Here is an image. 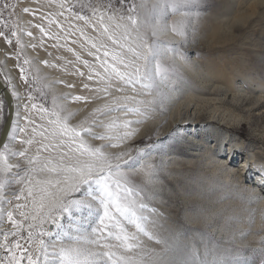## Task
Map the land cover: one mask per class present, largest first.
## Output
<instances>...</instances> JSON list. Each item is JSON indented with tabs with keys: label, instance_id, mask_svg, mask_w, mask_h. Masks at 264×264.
Instances as JSON below:
<instances>
[{
	"label": "rangeland",
	"instance_id": "374dc122",
	"mask_svg": "<svg viewBox=\"0 0 264 264\" xmlns=\"http://www.w3.org/2000/svg\"><path fill=\"white\" fill-rule=\"evenodd\" d=\"M5 2L9 4V8L4 10L3 19L9 21V27H15L17 29L18 36L22 42L21 46H17L16 37H12V43L7 44L4 38L0 37V73L5 78H10V69L7 70L6 65L11 67L15 76H17L16 79L19 84V88L16 91L19 93V97L23 99V112L19 115L21 120L19 119L14 125L19 124L20 127H23L21 125L22 122L25 121L24 117L29 116L35 121V124L27 123V134H31L32 128L36 125L43 124L47 126V114L41 113L40 107L46 105L51 109L53 106V97L57 98L56 102L58 104L64 106L66 112L75 113L70 120L73 126L79 125L81 121H84L86 118L91 119L90 114L92 110L101 107L113 97L135 95L136 98L139 99L137 94L134 92L132 93L131 86L125 87L123 92H117L115 87H112L109 89L110 95L108 97H104L102 92L94 91L98 86L103 87L104 85H98L95 78L91 81L88 80L89 69L81 64V61H77L76 56H72L74 51H72V53L71 51H69V53L66 51H68L70 44H72L74 48L70 47V49H76L75 53H77V51L79 52L82 56L81 60L85 57L86 59L84 60H88L94 68L100 71H102V69H99V62L95 60V55H99L103 58L102 51L96 53L95 49H92L95 55H88L87 57L82 55V53L77 50L80 49V46L78 48V45L74 43L77 41L75 36L78 35L79 32L75 33V31H73L75 40H73V38L67 39V37L71 35L65 34L66 36L69 35L65 38V42L68 40V43L64 42L65 31L60 32L58 35L62 34L58 36V38L55 36L56 42L59 43L63 50L59 52V50L54 49L45 52L48 53L52 51L51 54H49V56L51 55L50 59L48 58L49 56H47L41 60V64H46L48 68L50 67L49 69H45L46 67L43 68L40 64L37 66L35 63L36 60L39 59L36 50H41L40 45L44 41L43 36H46L44 33H40L36 25H41L44 28L48 25L47 28H45L47 32L52 25L56 24L46 25V22H44L45 20H59V23L62 21V25H65V21H69V18L73 21L72 17H70L73 16L72 11L67 7L63 10L64 14L62 17L55 15V18H53L54 14L62 11L57 6L59 3L75 5V11L80 12V4H86L88 2L99 3L101 0H55L54 3H49V0H36L34 5H20L18 0H0V9L3 8V3ZM102 2L107 4L109 0H102ZM141 2L142 0H126L125 4L122 6L119 0H111L113 9L109 10L108 14H112L114 11L117 16V20L114 21L113 24L128 23V5L133 3L139 5ZM156 2L157 0H143L145 7L138 9L140 19H147V22L141 25L140 32L146 36L149 44L154 45L156 48L157 34L161 33L168 37L166 39L173 40L180 44V46L178 44L169 46L173 53H179L183 45L186 48H194V52L189 51L188 53L192 58H196L195 60H199L196 61L199 67L216 71L221 69L219 71H224L225 73L226 79H223L226 82L230 80L233 83L235 81V84L240 82L244 92L249 91L250 86L254 83L264 86V0H203L202 9L198 13L193 12L190 14L191 23L187 24L186 30L180 35H177L172 30L173 23L181 19L180 14H168L165 19V12L162 7L155 10L153 9V5ZM24 8H28L29 12L25 13L23 11ZM48 12H51L50 14L52 15L47 14ZM84 13L91 16V12L88 9H84ZM121 14L125 16L124 21H119L118 19ZM25 15L28 17H24ZM47 17L51 18L47 19ZM64 18H66V20H64ZM83 22L84 21L77 20V23L80 25H82ZM92 23H96V21L93 20ZM105 23L107 24L109 22L106 20ZM80 27L83 26H78V28ZM89 28V33H91L90 35L92 38L95 39L96 36L98 37L99 31L94 34L92 28L90 26ZM0 30L8 32L6 28H0ZM153 30L155 31V35H153ZM28 31L33 34L31 37L26 34ZM73 32L70 31V33ZM117 32L119 34L122 30H117ZM134 35L135 33H133V36ZM59 37H63L61 38V41L63 39L62 42ZM69 40L71 43H69ZM63 42L69 44V47L68 45H64ZM108 43L110 49L120 51L117 46L111 45L110 42ZM32 45H35V47ZM30 50H35L34 53H32L33 55L30 54ZM53 51H55V53ZM62 53L64 54L60 55ZM68 54H71L75 63L74 61L72 62V58L71 56L69 57ZM159 55L160 54H158L157 57L161 58ZM17 56H19V60ZM127 56L131 59L130 53L127 54ZM46 58H48V61L45 60ZM25 59L30 61V64H24ZM108 59L111 62V55ZM45 61H47V63H44ZM76 62L77 64L80 63L78 66L81 69L76 65ZM139 63L142 64V61ZM18 65L27 70L25 74L28 80L32 81L31 86L21 80ZM70 65L72 66L71 69ZM72 70L73 72H71ZM80 72H83L85 75L81 76ZM37 75L41 79L35 80L34 77ZM246 82L250 84V86L247 85ZM85 83L90 86V91L88 90L86 94L85 90H83V84ZM113 83L119 84L120 82L114 81ZM69 84L73 85V87H67ZM55 85L59 86L56 90L54 89ZM52 86L54 88H52ZM137 87L140 88V85H137ZM81 88L82 90H80ZM29 93H31L33 97L31 101L28 100ZM64 95H68L69 97L82 95L90 99L87 102L80 101L81 103H78L71 99H63L62 97ZM97 96L101 98L96 99ZM144 97H146V99L143 98L144 100L153 99L152 95H144ZM236 98V100L234 99L235 104L240 97L236 94ZM26 103L29 106L27 111L24 108V104ZM33 103L37 105V108L33 109L31 107ZM69 103L73 106L71 105V107ZM203 105V107H200V111L202 110L204 113V121L215 113L219 115V119L220 116L223 117L226 124L221 125L217 122H210V126H207V124L203 128L198 126L194 134L187 129L182 132L173 128L166 131L167 133L156 136V130L152 128V124L147 125V127L144 126V131H142L141 124L144 122L142 121L141 123L131 125V128L135 130V135L126 139L119 147L108 149L114 153H127L128 155L123 158L125 160H128V156L132 157V160L124 165V170L129 176V184L134 190H139L142 193V196L136 197L138 202L146 204L148 209H155L154 212L145 210L140 213L149 218L148 230L152 233L154 239H149L147 236L141 234L138 236V242L145 250L162 252L166 245L156 243V239H159L165 241L167 246L176 247L181 251L187 250L188 252H193L198 250L201 257L204 256L206 250L218 246L221 252L231 253L233 257H237L242 261H247L248 264H264V256L261 255L264 253V205L260 204L255 196L247 192L242 186H239L237 182L231 180L232 178L229 179V175L228 177H225L224 174L219 175V171L215 170V165H213L214 163L212 161V155L216 153L219 154V151L223 150L220 143L223 141V145L225 143L228 144L232 138V136L225 135L224 132L229 130L237 131L238 135L235 136V138L239 139L243 144L235 150V154L230 162L233 166H238V162L244 159L247 152L252 150L255 153V156L248 162L249 169L245 174H242L246 177V183L248 182L250 184L251 179H254V175H256V177L258 176V169L262 164L261 161L264 160L263 118L262 116H252L234 105L232 107L225 104L221 106L217 104L219 108H217L216 105L213 107L214 105L211 103ZM156 106L157 104L153 105V110H151V112L148 111L149 113L147 112L144 115V118L146 117L145 121L152 120V113L153 111L156 112ZM5 112L6 105L4 106L2 116H0V128ZM42 115L45 117L43 120L41 119ZM112 117H116L120 121H123L125 119L140 120L142 116L131 113L125 115L123 112H114L110 113L108 117L103 115L99 116V120L107 122ZM225 125H231V129L225 127ZM13 126L5 144L9 145L10 149L19 151L20 149L17 146V140L19 139L18 131L15 133L16 138H12ZM93 130L98 133H104L106 131L105 128L103 130V128L97 127H94ZM115 131L116 130H113L114 134ZM123 131L124 129L121 127L119 129L120 134H122ZM187 134H190V137L187 136ZM193 137H196V139H193ZM24 138L27 139L28 135L25 134ZM199 138L202 142L199 141ZM36 139L39 140L40 137L36 136ZM85 139H87L89 143L95 145L105 143L99 140H92L89 137H85ZM205 145L208 146V149ZM35 150V146H30V154L35 153ZM63 150L67 151V146H65ZM57 151H60V149H57ZM193 152L196 154H193ZM200 152L204 154L201 155ZM42 155L48 156L49 153H42ZM51 155L55 156L56 152H52ZM18 161L21 167H23L24 163H22V160ZM140 165H144L145 168L142 169ZM148 165L152 166L151 180L149 176L146 175ZM217 176L219 178H217ZM222 176L223 179L221 178ZM16 186L17 184H11L5 188V191L9 192L10 195H13V193L17 194L19 191L16 192V190H18ZM77 195L79 196L80 194ZM10 200L12 201L10 210L13 209L15 204H22L21 201L15 200L14 197H11ZM24 203H26L25 200L23 204ZM27 203L29 209L21 210L31 209V201L28 200ZM74 215L86 218L87 212L85 210L78 214L74 213ZM3 218V216L0 217V220ZM14 219L17 221L23 220V217L19 215V211H14ZM92 219L94 220L95 217L93 216ZM62 222L66 226L69 223L67 217H65ZM81 222H83V219ZM8 223L9 226H7L5 232H11L13 230L12 224L9 221ZM29 223H33V221L29 220L25 223V237L27 236V224ZM93 226H96V224H93ZM50 227L51 225L48 223L43 225L44 229ZM127 230L129 233L136 231L131 224H127ZM35 231L38 235L40 227L38 226ZM254 234L255 236H263V243L257 244V240L254 239ZM12 239L13 238L10 236L9 240ZM44 239L47 240L48 238L45 237ZM34 240L35 246L33 247V251L35 252V249L39 247V239L34 236ZM3 242L4 236L2 234L0 243ZM21 243H24V241L21 240ZM111 243L115 244L117 242L112 240ZM137 251H139V249ZM7 255V252L1 249L0 260H3ZM16 255L19 256V253H16ZM22 264H26V261L22 262Z\"/></svg>",
	"mask_w": 264,
	"mask_h": 264
},
{
	"label": "snow or ice",
	"instance_id": "6c2138e0",
	"mask_svg": "<svg viewBox=\"0 0 264 264\" xmlns=\"http://www.w3.org/2000/svg\"><path fill=\"white\" fill-rule=\"evenodd\" d=\"M55 0H49L54 3ZM126 0H119L123 6ZM62 11L54 15L63 16L64 9L69 8L75 19L84 21L86 26H90L94 32L99 31L97 38H86V42L91 43L88 49V55H95L102 51V56L95 55V60L99 62V69L94 68L88 60L82 63L89 69L88 80L96 79L98 85L103 87L94 89L96 92H102L104 97L110 95L109 89L115 87L117 92H123L124 88L131 86L132 92L136 93V85H140V92L137 95H152L156 97L150 100L137 99L135 95H123L113 97L109 102L101 107L95 108L90 114L91 119L86 118L79 125L73 126L70 123L74 112H66L63 105L56 102L53 97V106L49 109L46 105L40 107L41 113L47 114V126L40 124L32 128V133L27 134L26 127H20L19 124L13 126L12 138L15 139V133H24L28 138H21V145L35 146L36 151L30 154L29 147H22L19 151L10 149L9 145H3L0 149V217L4 215L3 204L7 202L5 188L11 184L21 185L20 194L13 193L15 200L22 198L26 201L24 204L17 203L12 210L7 211V219L12 224L11 232H4V242L0 243V248L7 252V256L0 260V264H248L231 253L221 252L217 247L205 251L203 257L199 251L188 252L181 251L176 247L167 246L165 241L156 239V243L165 244L162 252L154 250H145L138 242L139 235H145L149 239H154L152 233L148 230L149 218L143 216L145 210L152 212L155 209H148L143 202H138L136 197L142 196L139 190H134L129 184L128 173L124 170V165L132 160L123 159L127 153H114L110 148H117L126 139L135 135V130L131 128L132 124L141 123L142 120H123L116 117L110 118L105 122L99 120V116H108L110 113L123 112L127 114L145 115L153 110V105L162 103L164 96L159 90V84L167 76L169 69L161 63L153 61L158 56L154 45L147 42V38L140 32L142 24L147 19L141 20L138 9L145 7L143 0L137 5L135 3L128 5L127 21L128 23H114L117 16L113 11L111 0L104 4L88 2L80 4V12H76L75 5H66L59 3L57 5ZM163 8L165 19L168 14H180L181 19L175 21L172 30L177 35L183 34L187 24L191 23L190 14L198 13L203 7V0H157L153 9ZM9 8L7 2L3 3L0 9V28L8 29V32L0 30V37H3L7 44L12 43V37H16L17 46L22 42L18 36L15 27H9V21L3 19V12ZM84 9L91 12V16L84 13ZM25 13L29 12L24 8ZM119 21H124L125 16L119 15ZM95 20L96 23H92ZM109 23H105V21ZM56 24L62 29L58 21L48 20V24ZM41 33L48 35L45 28L36 25ZM81 37L85 36L84 29L78 28ZM117 30H122L118 34ZM10 33V34H9ZM133 33L135 35L133 36ZM28 36L33 34L28 31ZM153 35L155 31L153 30ZM117 46L120 51L110 49L109 43ZM35 47V45H32ZM68 51H73L68 49ZM131 54V59L127 54ZM76 55L77 61L81 57ZM111 55V62L109 56ZM19 60V56H17ZM142 61V64L139 63ZM44 63H47L45 61ZM24 64H30L27 59ZM20 78L28 85H32L26 76V69L18 65ZM79 71V70H77ZM80 75H85L80 72ZM35 80L41 79L38 75ZM120 82L114 84L113 82ZM6 82L10 83V78L6 77ZM71 88L73 85L69 84ZM85 90H89V84H83ZM11 96L17 100L20 99L19 93L15 88L12 89ZM65 100L87 102L90 98L82 95L69 97L64 95ZM101 97L97 96L96 99ZM33 99L31 93L28 100ZM5 100L0 99V116L3 114ZM9 107L11 105L9 104ZM28 104L24 108L28 110ZM33 109L37 105H31ZM28 124H35V121L29 116L24 117ZM41 119H45L42 115ZM94 127L105 128L104 133H98L93 130ZM124 131L120 134L119 129ZM115 131V134L113 133ZM36 136L40 139L37 140ZM85 137L92 140H99L105 143L95 145L89 143ZM67 146V151L63 149ZM224 154L230 164L235 154V149L229 150L227 143L222 145ZM60 149V151H57ZM56 152V155H51ZM42 153H49L43 156ZM11 158H22L24 166L21 167L19 161L12 163ZM142 169L144 165H140ZM247 172V168L245 169ZM260 173V183L255 186L259 188V197L264 198V164L258 169ZM146 175L152 178V166L148 165ZM26 189V195H25ZM77 194H80L79 196ZM31 201L30 210L27 201ZM86 210L87 217L81 218L74 213H81ZM14 211H19L23 217L22 221L14 219ZM95 217L93 220L92 217ZM67 217L69 223L66 226L62 221ZM83 219V222L81 220ZM33 223L27 224V236H24V225L27 221ZM48 223L50 228L44 229L43 225ZM96 224V226H93ZM127 224L135 228V232L129 233ZM40 227L37 235L36 228ZM12 240H9V237ZM34 236L39 239V247L33 251L35 246ZM47 237L48 239H44ZM21 240L24 243H21ZM115 240L117 243H111ZM139 249V251H137ZM19 253V256L16 255ZM264 256V253L261 254Z\"/></svg>",
	"mask_w": 264,
	"mask_h": 264
},
{
	"label": "bare ground",
	"instance_id": "6f19581e",
	"mask_svg": "<svg viewBox=\"0 0 264 264\" xmlns=\"http://www.w3.org/2000/svg\"><path fill=\"white\" fill-rule=\"evenodd\" d=\"M35 1L36 0H18L20 5L21 4L22 5L23 4H25V5H28V4L34 5ZM50 13L51 12H48L47 14H50ZM50 15H52V14H50ZM53 16H54L53 18H55V15H53ZM24 17H28V16L25 15ZM70 17H72L73 21H75V22H73L69 18L70 22L69 21H65V23H66L65 24L66 26H65V25H62V21H61L63 19L62 18L60 20L61 22L59 23V24L62 25V29L58 28L56 25H52L47 31L48 35H46V36L42 35L44 37V41L40 45L41 46V50H39V51L36 50V53L39 56V59L36 60V62H35L37 66L40 64V66H43V68L46 67L45 69H49L50 68V67L48 68L46 64L42 65L41 64V60L43 58L49 56V54H51L52 51H50L48 53H45L47 50H54L55 49V50H59V52L63 50V48L60 47L59 43L56 42L57 40H55V38L56 37L58 38V36H60L62 33L60 35H58V34L60 32H64V31H65L64 35L65 34L71 35V36L67 35L69 37H67L65 35L64 36V42L66 40L65 39L66 37H67V39L68 38L69 39L73 38V40H75V38H76L77 41H75V42L72 41V42L76 43L78 45V48L80 46V49H77V50H79L82 53V55H84L86 57L88 56L87 51L91 47V43L90 42H86V38H88V37L92 38V36L90 35L91 33H89L90 28H89V26H86L84 22L82 23V25L78 24L77 23V19H75L74 16H70ZM49 18H51V17H49ZM49 18L47 17V19H49ZM56 18H57V16H56ZM41 20H43V19H41ZM64 20H66V18H64ZM55 21L59 22V20H55ZM44 22H46L45 23L46 25L48 24L47 20H45ZM76 23H77V25H76ZM63 24H64V22H63ZM42 25H43V23H42ZM46 25H44V26H46ZM47 26L45 28H47ZM78 26H83V27H80V28L84 29V33H85L84 37H81L80 31L77 30ZM70 31H72V32L75 31V33L79 32V34L77 33L78 35H76L75 38H74V35H75L74 32L70 33ZM94 34H96V33L94 32ZM93 37H95V36H93ZM61 38H63V37H61ZM61 38H60V41H61ZM96 38H97V36H96ZM166 38H168V37H166L165 35H162L161 33L157 34L156 50H157L158 54H160L159 57H161V58L157 57L153 61V67L155 66V63L159 62L162 65L167 66V68L169 69L167 76H165L164 79L159 84V90H160V92L163 93L164 99H163L162 103H160V102L157 103L156 112L153 111L152 120L150 119L151 121H145L146 117L144 118V115L142 117H140V120L144 121L141 124L142 125L141 126L142 129H143L144 126L147 127V125L152 124V126H153L152 128H155V130H156L155 131L156 136H160V135H162L164 133H167L166 131H169V130H171L173 128H176V129H178V130H180L182 132H184V130L187 129V130H189V132L192 131L193 134H194V133H196L195 130H196V128L198 126H200V128H203L206 124H207V126L208 125L210 126V124H211L210 122H217V123H219L221 125L226 124L225 119L223 117H221V116H220V119H219V115L218 114L216 115L215 113L210 115V117L207 118V120L205 119V121H204V119H203V114L204 113H203L202 110H201L202 112L200 111V107L203 104H209V103L213 104L214 105L213 107H215V105H216L217 108H219L217 106V104H220V106L222 104H225V105H229V106H232V107L234 105V106H237L238 109H240L242 111H246L249 114H251L252 116L253 115L254 116H259V117L262 116V118H263L262 120L264 121V86L263 85L258 84V83H254L253 85L251 84L252 86H250V84H247V82H246V84L250 86V90L244 92L242 90V88H241L242 84L240 82L236 83V84L234 83L235 81L233 83L230 80H229V82L228 81L226 82L223 79V78H225L224 71H219L221 69L216 71V70H211V69H203V68L199 67L197 65V63H196V61H199V60H195L196 58H194V57L192 58V56H190L189 53H188L189 51H193L194 48H192V47L186 48L183 45L182 48H180L181 50L180 51L178 50L179 53H173L171 51V47H169V46L173 45V44L176 45L178 43L173 41V40L166 39ZM62 41H63V39H62ZM67 41L65 43H68ZM61 42H60V44H61ZM63 43H62V45H63ZM65 43H64V45H68V47H69V44H65ZM69 43H71L70 40H69ZM74 43H73V45H74ZM178 45L180 46V44H178ZM188 46H189V44H188ZM70 47L74 48L72 46V44H70ZM64 48H67V47H64ZM172 49H173V47H172ZM75 50H73L74 53L76 52ZM34 51L30 50L29 52H30V54H32V53H34ZM53 52L55 53V51H53ZM56 52H58V51H56ZM66 52L69 53V51H66ZM71 53H72V51H71ZM77 53L79 54L78 51H77ZM180 53H181V55H180ZM63 54L64 53H62L60 55H63ZM73 55L74 54L72 53V56ZM52 56H54V55H52ZM68 56L70 57L71 54L70 55L68 54ZM72 56H71V58H72ZM74 56H76V55H74ZM79 56L82 57L80 54H79ZM50 57H51V55L48 58L50 59ZM48 58H46L45 60H47ZM84 59H86V58L84 57ZM84 59H82V60H84ZM82 60H80L81 64H83ZM49 61H51V60H49ZM73 61L74 60L72 58V62ZM74 63H75V61H74ZM79 64H77V62H76L77 66ZM6 66H7V68H6L7 70L10 69V73H9L10 83L6 82V78L1 73H0V80L6 86V88L8 89V91L11 94L13 88H15L16 90L19 88V84H18V81L16 79L17 76H15L14 71L11 69L10 66H8V65H6ZM71 68H72V66L70 67V69ZM79 68H77V69H79ZM71 72H73V70ZM71 75H73V74H71ZM230 79H232V78H230ZM69 80H70V78H69ZM58 87L59 86H57V85H55V88L52 86V88H54L55 90ZM136 89H138V90H137V92L135 94L139 93L140 90H141L140 88L137 87V85H136ZM80 90H82V88ZM83 90H85V89H83ZM73 91H75V90H73ZM87 91L88 90H85V94H86ZM128 91H130V90H128ZM236 94L240 98H239L238 102L235 104L234 99L236 98ZM138 97H139L140 100H144L143 98L146 99V97H144V95H138ZM152 98L153 99L157 98L156 97V93L152 94ZM0 99H4L3 96H2V92L1 91H0ZM22 103H23V99L22 98L17 100V99L12 97V104H13V123H12V126L20 119L19 115H21L22 112H23ZM71 103H69L70 106L72 105ZM217 108H214V109H217ZM227 109H229V108H227ZM225 111H227V110H225ZM149 112H151V111H149ZM118 113H121V112H118ZM161 124H163V125H161ZM21 126L27 127V122L23 121ZM232 126L235 127L234 125H232ZM225 127L231 129V125H228V126L225 125ZM233 127H232V129H233ZM103 130H104V128H103ZM10 131H11V129H10ZM142 131H144V129ZM224 134L225 135H229L230 137L232 136L231 140L229 139L230 141L228 143L229 150H231V149H235L236 150L243 144L239 139L235 138V136L238 135L237 131H235V130H231L230 131L229 130V131H225ZM187 136L190 137V134H187ZM24 137H25L24 133H19L18 132V138L19 139L17 140V146H18L19 149H21L22 147H29L30 148V146L21 145L20 139L24 138ZM194 138L196 139V137H193V139ZM199 141L202 142L201 139ZM223 143L224 142L222 141L220 143V145H223ZM205 146L208 149V146L207 145H205ZM259 148H261V147H259ZM203 151H204V149H203ZM201 152H200V154L203 155L204 153L202 154ZM194 153L195 152H193V154ZM197 154H199V153H197ZM212 156H213L212 157V161L214 163L213 165H215L214 168H215L216 171H219V175L220 174H224L225 177H228V175H229V177H230L229 179L232 178L231 180L237 182L239 186H242L247 192H249L253 196H255L256 200L258 202H260V204L264 205V198L259 197L258 193H259L260 190H259L258 187H255V186H257L260 183V173L257 174L258 175L257 177H256V175H254V177H253L254 179H251L250 184L248 182L246 183V177H245V175H242L243 173L244 174L246 173V171H245L246 168H247V170L249 169L248 162H250L251 158H253V156H255V153L252 150L247 152L246 155L244 156V159L240 160L238 162V166L237 165L233 166L231 164V162L229 164V162L227 161V159L225 157L224 149L222 151L220 150L219 154L216 153V154H213ZM172 157H173V155H172ZM210 158H211V156H210ZM210 158H209V160H210ZM257 159H260V158H257ZM18 160H22V163H24L22 158H11L12 163H16ZM261 163L264 164V160L261 161ZM217 178H219V177L217 176ZM221 178L223 179V176ZM254 180H256V181H254ZM223 181H225V180H223ZM16 188L18 189V190H16V192L19 191L17 193V195H19L20 194L21 185H17ZM5 194H6L7 200H10L11 197H14L13 195H10V193L7 192V191H5ZM19 201H21V203L23 204L24 199L22 198ZM3 209H4V215H3L4 218L0 220V240L2 239L3 232H5L7 226H9L8 219H7V211H9L11 209V206L8 203L5 202L3 204ZM262 237L261 236H255V234H254V239L257 240L256 241L257 244L258 243L260 244L261 242L263 243ZM1 249L2 248H0V252H1Z\"/></svg>",
	"mask_w": 264,
	"mask_h": 264
},
{
	"label": "water",
	"instance_id": "95a60500",
	"mask_svg": "<svg viewBox=\"0 0 264 264\" xmlns=\"http://www.w3.org/2000/svg\"><path fill=\"white\" fill-rule=\"evenodd\" d=\"M0 91L2 92V96L6 104V112L0 128V149H2L8 137V134L10 133V129L13 123V104H12V96L1 80H0ZM9 104L11 105V107H9Z\"/></svg>",
	"mask_w": 264,
	"mask_h": 264
}]
</instances>
